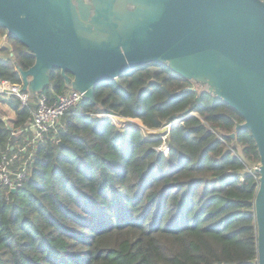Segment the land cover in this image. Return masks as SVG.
<instances>
[{"label":"trees","instance_id":"1","mask_svg":"<svg viewBox=\"0 0 264 264\" xmlns=\"http://www.w3.org/2000/svg\"><path fill=\"white\" fill-rule=\"evenodd\" d=\"M5 33L0 80L22 83L18 66L35 57ZM175 75L149 64L100 83L36 144L26 128L39 96L73 90L60 70L27 107L0 95L15 115L0 116V161L28 168L15 193L0 185V264H258L256 142L234 108ZM186 110L159 136L108 116L158 129Z\"/></svg>","mask_w":264,"mask_h":264},{"label":"water","instance_id":"2","mask_svg":"<svg viewBox=\"0 0 264 264\" xmlns=\"http://www.w3.org/2000/svg\"><path fill=\"white\" fill-rule=\"evenodd\" d=\"M0 26L35 57L18 66L31 97L51 85L54 69L95 102L98 84L165 64L234 108L244 119L237 130L251 132L260 154L254 206L264 264V0H0ZM194 115L186 110L172 125Z\"/></svg>","mask_w":264,"mask_h":264},{"label":"built area","instance_id":"3","mask_svg":"<svg viewBox=\"0 0 264 264\" xmlns=\"http://www.w3.org/2000/svg\"><path fill=\"white\" fill-rule=\"evenodd\" d=\"M0 95L8 98H16L20 101L22 108L32 103L30 94L22 90V83H13L7 79L0 80ZM82 100V94L75 90L58 96L54 103H50L46 95L39 96L38 101L35 103L36 110L33 113L32 120L29 121L28 127L26 128V131L32 130L33 132V138L29 144H36L39 141H44L46 136L56 128L62 116ZM108 116L115 122L110 114H108ZM130 120H132V122H128L129 125L126 126L127 128L133 127L134 121L133 119ZM173 122L169 123L170 127ZM27 145L21 148L19 152H26ZM15 159L16 154L11 158L8 154H3L0 161V185L18 190L22 187V182L27 174L28 168L25 163L19 171L15 170L13 168Z\"/></svg>","mask_w":264,"mask_h":264},{"label":"rangeland","instance_id":"4","mask_svg":"<svg viewBox=\"0 0 264 264\" xmlns=\"http://www.w3.org/2000/svg\"><path fill=\"white\" fill-rule=\"evenodd\" d=\"M7 37H8V34L7 33H5L3 35L0 34V47H2V46H9ZM175 77H179V76L178 75H175ZM190 84L192 85V87H195L196 86V83H194L192 81H191ZM4 112H6L5 109H4ZM100 116H102V115H100ZM100 116H98V117L101 118ZM5 119L7 120V118H5ZM115 122H116L117 127L120 128V129H126L127 128L126 126L129 125L128 123L123 122L122 120L115 121ZM169 128H170L169 122L168 123H165L161 128H158V129H149L144 124H142L140 126V129L143 130L144 133H146L147 135H150V136H155V135L156 136H159L161 134H164ZM161 148L166 151L167 150V144H162Z\"/></svg>","mask_w":264,"mask_h":264},{"label":"crops","instance_id":"5","mask_svg":"<svg viewBox=\"0 0 264 264\" xmlns=\"http://www.w3.org/2000/svg\"><path fill=\"white\" fill-rule=\"evenodd\" d=\"M5 99V98H4ZM0 116L3 120L7 121L9 124H11L14 120V110L9 107V105L6 102L0 101ZM4 109L6 112H4ZM2 114V115H1ZM7 118V120L5 119Z\"/></svg>","mask_w":264,"mask_h":264}]
</instances>
